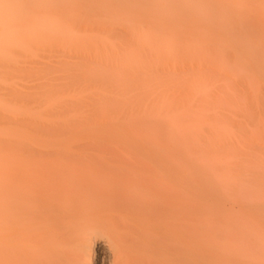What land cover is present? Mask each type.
I'll list each match as a JSON object with an SVG mask.
<instances>
[{
    "label": "bare ground",
    "instance_id": "6f19581e",
    "mask_svg": "<svg viewBox=\"0 0 264 264\" xmlns=\"http://www.w3.org/2000/svg\"><path fill=\"white\" fill-rule=\"evenodd\" d=\"M170 1L0 0V264H264L261 255L218 252L219 242L213 245L216 250L207 246L216 233L246 241L244 235H233L245 223L258 226L261 233L264 209L249 208L246 214L239 206L234 209L235 202L223 207L221 198L230 196L231 189L226 176H218L216 167L207 163L209 154H215L199 149L198 140L189 149L185 137L177 138L185 134L187 118L206 124L214 116L232 129L238 119L257 117L250 112L252 106L259 109L251 97L260 93L239 88L252 85L251 71L233 59L234 48L221 30L222 24L236 19L216 9L208 18L198 0ZM233 1L246 9V0L201 3L226 7ZM258 5L264 9V0ZM148 7L161 19L149 18L144 12ZM250 14L248 24L261 16ZM183 18L195 25L207 23L210 30L208 35L201 30L203 40L196 49L203 51L207 69L190 76L178 65L182 54H190L179 45L191 38L179 26ZM259 30L264 33V26ZM239 49L249 60L253 52L264 54V45ZM113 93L116 97L110 100ZM72 100L83 108L96 107L95 112L106 111L101 115L115 114L113 108L120 109L124 101L131 110L142 100L150 107L158 102L170 119L171 138L158 139L156 130H147L151 137L134 135L146 148L124 150L111 139L107 142L112 148L117 144L115 149L91 144L92 149H84L91 140L84 143L81 138L83 146H75L69 133L76 149L34 148L35 141L42 144V138H48L42 130L77 119L67 118ZM61 126L58 129H66ZM60 130L56 135L65 137ZM237 213L247 222L235 221ZM196 242L209 251L203 254ZM210 249L217 255L211 256Z\"/></svg>",
    "mask_w": 264,
    "mask_h": 264
},
{
    "label": "rangeland",
    "instance_id": "374dc122",
    "mask_svg": "<svg viewBox=\"0 0 264 264\" xmlns=\"http://www.w3.org/2000/svg\"><path fill=\"white\" fill-rule=\"evenodd\" d=\"M259 1L260 0H246L247 7H246V9H242V8L238 7L237 4L234 3V1H233L234 4H230L226 7H221L219 4H217L215 7H210V6H207V5H204L203 3H201V0H198L200 7L204 8L205 12L208 15L207 16L208 18H210V16L216 12L215 11V9H216L218 13L220 12L223 15L228 14L232 18L236 19V21L234 23L222 24L221 30H222V33L225 35V39H226V35L228 37L227 42L230 44V45L229 44L228 45L231 46L232 48H234L233 53L231 51L233 59L235 60L236 58H238V60L243 63V67L245 66L247 71H251L250 76L253 77L252 85L247 86V88H246V87H244L245 84L244 85L240 84L239 85L240 90H243L245 92L249 91L252 95H254L256 92H259L260 96L263 97L262 100H261V97L258 95L251 97V99H253V100L256 99V101H253V100L252 101L255 102V105H257L259 109L257 111H255L254 106H252L251 107L252 111H250V112H251V114H256L257 117H251L249 119H246V118L238 119L239 122L236 123V125H232L233 126L232 129H229L227 127H223L222 123L214 120V118H215L214 116L209 117L206 121V124H203V123L201 124V121H196V120H192V119L187 118V120H185V121H187V124H186L187 129L183 130V132H185V134H179L177 136V138H181L179 136L185 137L186 143H183V142H181V143L185 144L186 147L189 149L193 148L195 145L193 140H198V142H199L198 146L200 147V148L198 147L199 149H204L205 151L208 150L210 153L215 154L214 156L211 157L212 154L210 155L208 153L210 161H207V163H208V165L210 164V167H216V170H218V172H219V173L217 172L218 176L219 175L222 176V174L226 176V177H224L225 181H229V183H230L229 187L231 189L230 196H224V198H221V201L224 204V206L223 205L222 206L223 207H225V206L230 207L231 206L230 202H235L234 209L235 210L238 209V206H239L243 210V212H245L246 214H249V213H247V212H249L248 210H251L249 208H252L253 210L258 209V211L259 210L262 211L264 209V105H260L261 104L260 102L264 101V96H263V93H264V54L261 52V54L259 55L258 53L253 52V55H252L253 59L249 60L248 57H246L245 53L242 54L240 52V49H239L240 47L242 48V46H244V45H252V44L264 45V33H262L259 30V27L264 26V11H263L264 9H261L260 6L258 5ZM169 2H171V1L169 0ZM146 11L149 14L148 17L151 19H154V21H157V19H161V17H158L160 15V13L154 12V10H152L151 8H149V7L146 8L144 10V12L146 13ZM180 11H182V13H184V14L190 15L189 11H185L183 9H180ZM149 12L154 13V17H151L152 15ZM248 13L249 14L251 13L250 15L253 14V16H254V13H258V15L259 16L261 15V16H260V18H256L255 20L253 17V20L250 19L251 24H248V22L246 23V20H248V18L246 17ZM143 16H144V14H143ZM144 17L147 18L146 16H144ZM255 17H257L256 14H255ZM187 20H188L187 18L181 19L179 21V24H182V25H179V26L182 28V31L184 32V34L186 36L191 35V38H190L189 42L182 41L179 43V45L181 47H183L184 49H187L184 52L189 51L190 54H186V53L182 54L183 58L182 59L180 58L178 60V65L181 67H184V68H182V70H185L190 76V72H199V71H203V70L207 69V66L205 64L207 62L205 61V63H204L205 59L203 60V58H202L203 51L199 50L196 52V49L200 46V44H199L200 40H203V39H201L202 38L201 30H203L205 35L206 34L208 35L210 30L208 29L207 23H203V24L198 23V25H195L194 23L186 22ZM205 21L207 22V18H205ZM165 28H166V24H165ZM192 31H193V34H192ZM113 41H111V42H113ZM119 43H121V40L119 41ZM210 43H212V42L210 41ZM214 44L217 45V43H215V42H214ZM216 45H214V47H216ZM188 46H190L189 49H188ZM106 51L111 53V50L108 47L106 48ZM189 58H191V59H189ZM163 62H164V60L162 57L161 63H163ZM233 69L235 72H237V73L239 72V68L237 67V64H234ZM249 69H252V70H249ZM191 74H194V73H191ZM195 74H197V73H195ZM218 75H219L218 79H220V80L224 79L223 74L221 72ZM221 82L223 84H226V81L221 80ZM241 82H242V80H241ZM233 83H235V82H233ZM233 86H231V88H233ZM233 89L235 90V86ZM233 89L231 90V92H233ZM112 95H114V96H111L110 100L113 97H116L115 93H113ZM133 95L136 96L137 93L133 92ZM226 95H228V94H226ZM76 100H72V105H71V109H70L71 111L69 110L68 113L69 112L70 113L67 114V118H69V119L70 118L75 119V117L78 116L77 119H75V120L72 119L74 121V123H72L73 121L71 119H70L71 121L68 119L64 120V123H62V124L65 126V123H67V125L65 126L66 129H64L65 131L67 130L66 132L62 129V128H65L63 125H62L63 127L61 125H59L62 127V128L60 127L62 130L58 129L59 126L57 127V125H55V127H57V128L55 130L53 129L54 131L51 129V127L48 128V131H46L47 129L43 128L45 130V132L41 129L42 133H44V135L41 134L40 133L41 130H39L38 132H39L40 136L41 135H43V137L48 136V138L47 137L42 138V140H45L42 144L40 143V139H38V141H39L38 143H40L39 145H38V143H37V145H35L37 142V141H35L33 144L34 148H40V149H57V148L58 149H60V148L61 149H65V148L66 149H76V148H71V147H74L73 144L75 146L76 145L83 146V145H81V143L84 144L85 142H88V141L90 142V140H91V142L88 144V147H87V145H84V147H83L84 149H85V147L89 148V149H92L94 147L95 148L107 147L110 149H115L117 147L116 146L117 144L115 145V147L112 148L111 144H113V143L107 142V141H110L111 139H114V140L116 139L114 141V143L116 141H117L116 143L121 142V143H118V146L120 145L118 148H121L124 150H127L126 148H135V147L136 148H140V147L146 148L149 146H147V145L143 146L144 142L139 141V139L143 140L147 137V135L149 137L152 136V134L147 132V130H156V133L155 132H153V133L156 134V137L158 139L162 137L163 139L169 141L171 138L172 132L169 130L170 119L166 115L167 113H165V112L163 113L162 111H160L161 107H160V104L158 102H156L154 106L150 107L149 105H147L146 102H144L142 100L141 102H139L137 104L136 107L135 106L133 107V110H131L132 108H130V106L127 102L124 101L125 103L122 102L121 105H120V103H121L120 102L119 103L120 109H118L116 107L117 109L115 111V109L113 108L111 113L115 112V114H112L115 117H111L112 116L111 114L110 115L109 114L108 115H106V114L101 115V113H103V112L106 113V111L95 112L96 107L91 106L92 108L91 107L88 108L89 104H86V108H83L80 106L82 103L73 104L76 102ZM185 100H187V99H185ZM85 101H87V99ZM93 101H101V98H95ZM200 103L203 105L206 104L204 99H201ZM72 106H74V107H72ZM94 106H96V105H94ZM246 107H244V108L247 110ZM248 107H249V105H248ZM261 107H263L262 110H260ZM80 111H83V112H80ZM125 111H126V113H125ZM133 112H134V114H133ZM80 113H81V115H80ZM71 115H72V117H71ZM73 115H75V116H73ZM81 116H83V117H81ZM209 116H211V114ZM248 116H249V114H248ZM93 117H94V119H93ZM92 120H93V123H92ZM68 121H70L72 123V125L70 124V122L68 123ZM75 121H77L78 123ZM38 123H39V121H38ZM75 123L78 124L79 126L76 125ZM198 124H199V126H197ZM69 126H70V128H72V127L73 128L72 129L69 128V130H68L67 128ZM195 126L197 127V129L195 128ZM128 127L130 128L129 130L126 129ZM57 129H58V131L60 130L61 132L64 131V133L62 132V134L60 132L61 136L64 134H66V135L68 134V135L67 136L64 135L65 137H58L57 135H59V134L56 135V133H58V131H56ZM73 129H75V130H73ZM75 131H78V132H76L77 134L75 133L76 135L74 134ZM38 132H37V135H38ZM49 132H51V133H49ZM69 133L70 134L73 133L75 141H77L76 142L77 144L74 141H73L74 143L72 144L71 139L74 140V138L72 135L69 136ZM117 133H119L120 135ZM95 135L96 136L98 135L99 138H103V139H99V140H101L100 141L101 143L99 142V140L97 142L98 136L96 138V137H94ZM134 135H137V136L140 135L138 137L139 139L136 136L134 137ZM37 137L40 138L39 135ZM69 137H71L70 141H69V139H68V141H66V138H69ZM93 137H94V139H90ZM78 138H79V140H78ZM83 138L85 140L87 139V141H85ZM80 139L84 140V143H83V141L81 143H79ZM104 139L106 142L103 141ZM33 140H36V139H33ZM64 140L66 141V143H63ZM93 140L95 141V143ZM92 141L96 146L92 144ZM212 141H214V143ZM67 142H68V146L66 145ZM166 142H164V143H166ZM189 142H191V143H189ZM98 143H99V145H98ZM105 143H107V144H105ZM200 143H202V144H200ZM212 143L213 144L216 143L215 145H217L218 148L215 146V148H216L215 150L217 151V149H218L217 152H214V148L212 147ZM90 144L92 145V148H91ZM97 145H98V147H97ZM49 146H52V147L49 148ZM53 146H56V147H53ZM63 146H64V148H62ZM80 146H78L77 149H79ZM102 146H104V147H102ZM108 146H110V147H108ZM168 148H171V146ZM199 149H197V150H199ZM204 150H202V152H205ZM228 173H230L231 175H229ZM220 178L222 179L223 177H220ZM203 187H206V186H203ZM208 190L211 191L213 189L210 190V188H209ZM213 193H215V192H213ZM211 195L215 196L216 194H211ZM217 197L218 196H216L215 198H217ZM213 198L214 197H212V199ZM212 201H214V199ZM221 201H220V203H221ZM215 202H219V198H218V201L216 200ZM243 215H242V213H237L236 217H234L235 221L237 218L238 222H241V221L247 222V220L245 218L246 216L244 215L245 216L244 217ZM219 220H220V218H219ZM244 225L247 227L244 226L243 229L241 227L242 230L234 231L233 233H235V234H233V235L236 237L244 235L243 238H245L246 241L243 239H241L242 241L241 240L239 241V239H240L239 237H237V238H239L238 240H237V238L230 239V237H227L228 234H226V235L223 234L222 236H219L216 233V234H214V235H217L215 240H212L214 242L208 243L207 246H210V248L216 250V247H214L213 245L217 244L219 242L218 243L219 245L217 246L219 248V249L217 248L218 252H220L221 250L228 252L231 249V251H234L237 254H240L239 252L247 251L248 253H250V255H259V256L261 255L262 257H264V250H262V249H264V236H263L264 235V228L261 229L260 228L261 226L259 227L263 232V233L262 232L260 233L256 229V227H258V226L254 225L255 227H250L248 223H245ZM263 226H264V222H263ZM259 228H258V230H259ZM245 236H248V237L246 238ZM247 241L250 243V246H249V243ZM225 243H228V244H225ZM229 244L232 247L229 246ZM195 245L197 248H201V249L204 248V249H202L203 254H204V252L207 253L206 250L209 251V247H205L203 244L196 242ZM245 245H246V248H245ZM228 247H229V249H227ZM235 247H237L238 249L237 248L233 249ZM247 247H248V249H247ZM197 248H196V250H197ZM201 249L200 250L198 249L196 252L197 253L201 252ZM239 249H242V250L239 251ZM243 249H245V250H243ZM215 250H213L211 252V249H210L211 253L208 252V254L210 253L211 256L217 255V252ZM206 253H205V256H210ZM212 253L215 255H212ZM193 256L196 257L197 260H199L198 259L199 257L197 255L193 254ZM199 256H201V255H199ZM201 259H204V258H201ZM194 263L199 264L198 262L197 263L194 262Z\"/></svg>",
    "mask_w": 264,
    "mask_h": 264
}]
</instances>
